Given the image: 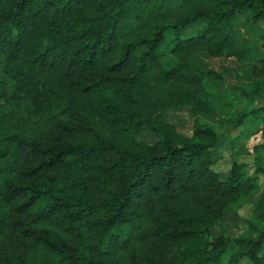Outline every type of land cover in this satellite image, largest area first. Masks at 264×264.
Masks as SVG:
<instances>
[{
    "label": "trees",
    "instance_id": "trees-1",
    "mask_svg": "<svg viewBox=\"0 0 264 264\" xmlns=\"http://www.w3.org/2000/svg\"><path fill=\"white\" fill-rule=\"evenodd\" d=\"M262 21L264 0H0V264H264V189L255 239L212 236L264 159L215 171L224 136L200 118L222 76L192 62L253 50L235 92L264 97V33L241 35ZM184 109L191 137L168 119ZM245 120L258 155L264 107Z\"/></svg>",
    "mask_w": 264,
    "mask_h": 264
},
{
    "label": "rangeland",
    "instance_id": "rangeland-1",
    "mask_svg": "<svg viewBox=\"0 0 264 264\" xmlns=\"http://www.w3.org/2000/svg\"><path fill=\"white\" fill-rule=\"evenodd\" d=\"M240 22L245 23L244 18H241ZM261 33H264V21L256 26L245 24L241 31L242 37L250 41L259 39L256 36ZM262 43L260 40V47ZM255 54L256 52L252 50L245 59L233 56L211 59L204 55L192 58L193 63H202L210 71L222 76L220 82L210 85L205 97L212 104L215 114L211 117H201L200 121L224 136L217 150L218 159L214 166L215 171L223 176L228 174L234 164L243 167L246 174L252 175L258 159H264V151L258 155L255 151V148L262 144L260 124L245 120L244 125L235 128V121L241 113L264 107V97L246 99L235 92L236 88L241 86L246 88L251 84L248 72L252 67L256 66L258 69L261 67L257 63L258 58H254ZM260 55L264 56L263 48H261ZM168 115L169 122L179 134L191 137L193 118L188 110L174 111ZM141 139L152 141L146 135H143ZM260 186L261 190L253 194L246 205L237 211L228 210L224 219L212 227L213 237L223 236L230 240L256 238V234L248 230L246 222L250 220L252 210L260 199L264 189V179H261ZM240 264L249 263L243 261Z\"/></svg>",
    "mask_w": 264,
    "mask_h": 264
}]
</instances>
